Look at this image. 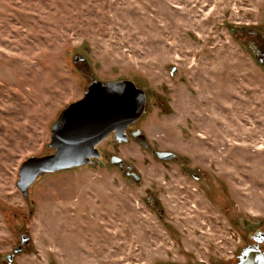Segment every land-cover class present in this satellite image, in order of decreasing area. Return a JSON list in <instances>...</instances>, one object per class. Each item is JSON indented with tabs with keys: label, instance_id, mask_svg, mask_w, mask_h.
<instances>
[{
	"label": "rangeland",
	"instance_id": "obj_1",
	"mask_svg": "<svg viewBox=\"0 0 264 264\" xmlns=\"http://www.w3.org/2000/svg\"><path fill=\"white\" fill-rule=\"evenodd\" d=\"M251 30L264 35V0H0V264L23 232L31 249L11 264L229 260L264 226V68L245 46ZM91 79L140 87L134 125L180 162L131 140L106 154L138 183L101 159L41 175L24 199L18 166L50 153V125Z\"/></svg>",
	"mask_w": 264,
	"mask_h": 264
},
{
	"label": "water",
	"instance_id": "obj_2",
	"mask_svg": "<svg viewBox=\"0 0 264 264\" xmlns=\"http://www.w3.org/2000/svg\"><path fill=\"white\" fill-rule=\"evenodd\" d=\"M248 51L256 58L253 52ZM76 59L81 60L83 57L76 56L74 61ZM145 105L144 91L130 80L103 82L91 79L83 91L82 98L70 102L50 125V142L47 144L50 153L40 156L30 155L18 166V179L15 185L22 197L27 198L31 184L43 174H54L82 167L85 164H93L100 157V154H97V145L108 136L112 135L118 143H126L128 139L125 130L143 114ZM132 137L139 146L143 148L148 146L141 130H136ZM153 154L163 161L176 158V155L170 151H155ZM116 160L111 164H116L126 177L129 176L138 183L139 177L133 169L129 165H124L121 158L117 157ZM31 246L29 234L20 233L19 244L11 253L2 257L7 264H11L15 254L23 250L29 251ZM243 253L246 254V258L236 264H261L260 255L244 249Z\"/></svg>",
	"mask_w": 264,
	"mask_h": 264
},
{
	"label": "flooded vegetation",
	"instance_id": "obj_3",
	"mask_svg": "<svg viewBox=\"0 0 264 264\" xmlns=\"http://www.w3.org/2000/svg\"><path fill=\"white\" fill-rule=\"evenodd\" d=\"M248 32H249V35H247L245 37V40H244V42H246L245 46L247 47V50H250L251 53L253 52L256 55V57H258V61L260 62V64H262V66L264 68V35H261L260 33L252 31V30L248 31ZM81 60H79V61H81ZM146 100H147V96H146ZM134 124L135 123L130 124L125 130V134H126V137L128 139L126 142L132 140L134 143H136L135 139H133V137H132V134L136 130H138V128ZM108 141L111 142V148H112L111 150H109L106 147V145H103V143L108 144ZM118 144H125V143L116 142L113 139L112 135H110L106 139H104L101 143H99L97 145V154L99 153L100 157L96 161L98 162L101 159H107L108 163L111 166L116 165V164H111V162H116L117 156L114 154L107 155L106 153L115 152V149H116ZM138 148H139V150H149V153H152V155L156 157V155L153 154V152L156 151L155 150L156 148L152 149L148 146L146 148L139 146ZM152 150H155V151H152ZM169 162L177 163L180 161H175V160H170V159L165 160V161L160 160V163H162V164H167ZM179 166H180L179 167L180 172H182L183 175H187L188 177H191L193 180L199 181L198 179L202 177V172L198 171V169L193 170V169L186 167L185 165H179ZM190 173L193 175H191ZM127 177H129V176H127ZM129 178H131V177H129ZM147 202H149V203L154 202L153 197H149ZM244 236L245 237H243V239L240 240V244L237 248L238 251L236 250V252L233 254V256L229 260L218 261V262L216 261L215 264H236V263H240V261H243L246 258V254L243 253V249L244 250H250V251L254 252L255 255H260V261L259 262L261 264H264V226H260V227H257L256 229L252 230V231L245 232Z\"/></svg>",
	"mask_w": 264,
	"mask_h": 264
}]
</instances>
